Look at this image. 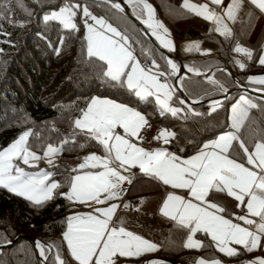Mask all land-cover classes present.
Instances as JSON below:
<instances>
[{
	"label": "snow or ice",
	"instance_id": "obj_1",
	"mask_svg": "<svg viewBox=\"0 0 264 264\" xmlns=\"http://www.w3.org/2000/svg\"><path fill=\"white\" fill-rule=\"evenodd\" d=\"M14 2L18 6L22 5V0ZM105 2L110 3L117 11H123L120 3H113L112 0ZM125 2L134 10H140L139 13L134 12L136 18L151 30V34L162 47L174 50L169 30L157 19L155 9L148 0ZM244 2L245 0H230L222 13H218L210 5L220 7L224 0H206L199 4L183 0L181 7L212 22L214 28L210 31L217 32L227 41L235 35L228 22L235 24L239 20L238 13ZM248 2L264 12V0ZM81 10V19L86 30L83 38L86 41V54L88 58L101 62L102 82L134 94L138 102L150 103V98L154 97L156 109L161 116L165 113H171L174 117L178 115L182 109L170 104L174 89L166 80H161L162 77L175 75L178 71V65L173 60L165 58V71L161 70L155 59L151 60L150 66L142 65L134 55L131 37L127 32H121L103 17L93 15L87 5L81 8L77 3H65L58 10L46 13L43 20L45 23L59 22L63 29L78 30L74 21ZM248 15L251 16V13ZM193 47L198 50L199 42L186 44L185 50L190 51ZM233 51L243 53L249 60L254 55L252 50L241 46L238 41ZM234 60L240 69H245L246 65L240 59ZM258 63L264 66V52L261 53ZM187 70L200 75L199 69L195 67H188ZM247 79L249 83L264 85V75L249 76ZM208 82L220 91H227L220 81L212 77H208ZM258 90L264 91V88ZM179 103L184 104V101L180 100ZM220 106L219 101H212L210 105L212 111ZM257 107L256 103L241 95L231 106L229 131L205 142L191 157L181 159L166 148L148 150L133 142V138L142 139L141 129L150 128L148 119L140 111L113 99L93 96L86 103V108L81 109V115L74 120L73 127L90 140H95L103 149L104 155L92 153L83 157V162L70 170L68 191L61 193V196L70 202L81 204L88 201L102 204L115 200L126 190L124 183L131 184L134 179L132 175H123L121 170L128 171L138 167L144 176L162 182L173 190H187L190 197L188 199L174 191L168 192L159 209L160 213L175 221L177 227L188 231L183 245L185 248L204 247L201 241L193 238L196 233L202 232L210 238L216 250L227 256L239 254L236 248L230 246L232 244L243 246L247 252H252L260 247L264 237V129L258 128L249 144L241 138V132L249 120L250 110ZM188 111L191 112L192 109L189 108ZM119 129L123 130L122 134ZM31 135L32 130H26L10 145L0 150V187L39 206L54 199V191L61 185L54 179L50 180L54 175L51 171L41 169L38 172H28L15 163L19 160L25 165L35 167L31 161L42 159L30 150ZM174 138L175 133L166 129H161L153 137L154 140H163L164 144ZM68 142L65 139L59 146L48 144L43 149V157L49 158L47 162L50 166L54 163L51 157L62 152ZM240 159H246L248 166L239 162ZM114 163H118L119 168L112 167ZM97 167L103 170H86ZM214 192L226 194L240 202L236 205L238 208L246 206L245 214H233L238 222H233V219L222 214L226 211L225 207L207 200ZM143 202L142 198L140 203ZM118 207V204L111 203L108 207H96L91 212L75 213L66 218L67 230L63 233V240L75 264H116L117 257H139L158 250L157 244L126 230L122 219L113 221ZM123 207L129 208L131 205L125 203ZM249 217L258 218V221ZM239 221H243V226ZM113 223L118 226H112ZM36 247L46 261L48 255L45 246L37 241ZM47 247L49 252L57 248L54 264H67L55 243H50ZM145 264L157 262L146 261ZM195 264H220V261L199 257ZM242 264H264V258L257 257L251 261H243Z\"/></svg>",
	"mask_w": 264,
	"mask_h": 264
},
{
	"label": "trees",
	"instance_id": "obj_2",
	"mask_svg": "<svg viewBox=\"0 0 264 264\" xmlns=\"http://www.w3.org/2000/svg\"><path fill=\"white\" fill-rule=\"evenodd\" d=\"M182 1L148 0L155 9L157 19L175 37L178 57L187 67H195L200 73L215 67L226 68L229 73L219 70L211 77L220 81L227 90L236 86L232 76L250 86L252 84L247 80L250 75L264 74V66L258 63V57L264 49L263 12L245 0L238 13L239 20L230 25L234 38L226 41L217 32L210 31L214 28L212 22L183 9ZM65 3H77L81 8L87 5L93 14L102 15L119 31L127 32L131 37L134 55L140 62L150 66L151 60L155 59L161 70H166L165 56L141 34L131 19L108 3L95 0H22V5L18 6L14 0H0V150L26 129H31L33 133L29 137L30 150L38 154H42L48 144L59 145L65 139L69 141L60 152L58 162L51 167L53 178L61 185L54 191V199L36 206L24 197L0 187V244L12 241L18 234H29L49 245L51 237L65 230L68 216L88 209L85 204L68 201L61 193L68 190L70 170L82 162L87 151L104 155L95 140H90L73 127L74 120L81 115V109L86 108L91 97H109L127 103L141 110L149 122L163 123L175 133V138L165 145L170 152L180 157L197 151L206 139L229 129L228 112L237 94H231L221 101V106L215 111L210 105L180 104L182 98L173 85V75H166L162 78L175 89L170 103L181 105L182 110L175 117L171 113L161 116L152 98L150 103L138 102L134 94L102 82L101 62L88 58L86 54L82 11L75 18L78 30L63 29L59 22L45 23L43 20L46 12ZM210 7L215 8L212 5ZM139 11L134 10L136 13ZM20 24L24 26L20 27ZM237 41L253 51L251 60L233 51ZM196 42H199L198 50L195 47L190 51L185 50L186 44ZM234 58L240 59L246 65L245 69H240ZM181 86L186 96L193 100L218 97L225 92L209 83L208 77H186L182 79ZM254 100L258 107L250 110L249 120L241 132L246 144L253 140L258 128L264 129V101ZM131 175L134 179L123 194L124 201L131 207L143 194L166 188L162 182L144 176L136 168ZM208 198L225 207L224 214L231 218H234L233 214L241 212V208L236 207L237 202L226 194L214 192ZM187 235L188 231L177 227L174 222L161 244L160 253L183 264H193L199 257L223 258L230 264H242L260 250L247 252L240 247L238 255L226 256L216 250L210 238L202 232H198L197 236L205 246L189 249L183 246ZM45 252L48 254L49 250L45 248ZM143 259L144 256L117 257L116 263L140 264ZM47 263L54 264L53 251ZM0 264L42 263L34 243L22 236L10 247L0 251Z\"/></svg>",
	"mask_w": 264,
	"mask_h": 264
},
{
	"label": "crops",
	"instance_id": "obj_3",
	"mask_svg": "<svg viewBox=\"0 0 264 264\" xmlns=\"http://www.w3.org/2000/svg\"><path fill=\"white\" fill-rule=\"evenodd\" d=\"M142 63V62H141ZM143 65H144V63H142ZM248 80V79H247ZM249 82V81H248ZM250 84H252V85H250V86H252V87H256V88H264V87H261L260 85H257V84H255V83H250ZM246 96V95H245ZM95 97H99V98H101V99H104V98H107V99H112V98H109V97H101V96H95ZM247 98H249L250 100H252V102H254L255 103V100H254V98H252V97H250V96H246ZM113 100H115V99H113ZM117 101V100H116ZM236 101H237V98L235 99V101L232 103V104H234V103H236ZM120 102V101H119ZM121 103H123V102H121ZM232 104H231V106H232ZM231 106H230V108H231ZM228 115H229V112H228ZM80 117V116H79ZM78 117V118H79ZM77 119V118H76ZM230 124V123H229ZM161 129H166V130H168V131H171V130H169L168 128H166V126L164 127V128H161ZM160 129V130H161ZM159 130V131H160ZM158 131V132H159ZM227 131H229V129L227 130ZM227 131H224V132H227ZM119 132H122V129H119ZM157 132V133H158ZM222 133V132H221ZM221 133H218L217 135H215V136H213V137H211V138H208V139H206L204 142H203V144L205 143V142H207V141H210V140H213V139H215L216 137H218ZM159 142H160V145L158 146V147H163V148H166L167 149V147H166V145L164 144V142H163V140H158ZM139 143V142H138ZM202 144V145H203ZM157 147V148H158ZM168 150V149H167ZM199 150V149H198ZM197 150V151H198ZM250 151L252 150V149H249ZM169 151V150H168ZM170 152V151H169ZM196 153V151H194V152H192V153H190L189 155H187L186 157H181V159H187V158H189V157H191L192 155H194ZM239 162H242V163H245V165L246 166H248L247 164H246V159H240L239 160ZM250 167V166H249ZM134 168H138V167H134ZM133 168V169H134ZM139 169V168H138ZM137 169V170H138ZM86 170H90V171H98V169L97 168H95V169H86ZM84 171V170H83ZM139 171V170H138ZM77 174H79V173H77ZM128 186V183L127 182H125L124 183V185H123V187L124 186ZM68 191V190H67ZM170 191H174L175 192V194H177V195H182V196H184L186 199H188V198H190L189 196H188V192H187V190H173L170 186H166V188H161V189H158V190H155V191H152V192H148V193H146V194H143L139 199H137L135 202H134V204L132 205V207H129V208H124L123 207V205L126 203L125 201H124V198H123V194H124V192L120 195V197L119 198H117V199H115V200H109V201H105L104 203H102V204H97L95 201H88V202H86V203H84L87 207H88V209H86L85 211H83V212H78V213H88V212H91V211H93V209L94 208H96V207H108L111 203H116V204H118L119 205V207L117 208V210H116V212H115V214H114V216H113V221L115 222V221H117V220H120V219H122V225L126 228V230H128V231H131V232H133L134 234H136V235H139V236H141L142 238H144V239H147V240H149L150 242H152V243H155V244H157L158 245V250L157 251H155V252H151V253H145V254H143V255H141V256H144V258H146V256H150V255H153V254H156V253H160V251H159V249H160V247H161V244H162V242L164 241V239L166 238V235H167V233H168V231H169V229H170V227H171V225L175 222V221H173L172 219H170L169 217H166V216H164L162 213H160V211H159V209H160V207H161V205H162V203H163V200H164V198H165V196H166V194H163L162 192H164V193H168V192H170ZM144 199V202L141 204L140 203V201H141V199ZM101 199H103V197H101ZM207 200L209 201V202H214V203H216L215 201H213V200H211V199H209L208 197H207ZM195 202V201H194ZM237 202V204L238 203H240V202H238V201H236ZM245 205H246V201H245ZM145 210V209H147L148 211H146L148 214H149V216H151V218H155L156 220H157V224H147V223H145V222H143V223H141L139 220H138V222H135V223H133V224H136V226H133V227H131V226H127V224H128V222H127V219L130 217V216H138V215H140V213H141V211L142 210ZM241 212L238 214V215H243V214H245L246 213V211H247V209H246V206H242L241 207V210H240ZM150 212V213H149ZM73 214H75V213H73ZM73 214H71V215H73ZM226 218H230V219H233V222H238V221H236L234 218H231V217H229V216H227V215H225L224 213H222ZM70 215V216H71ZM249 218H252V219H255V220H257L258 221V218H255V217H249ZM159 219H161L160 221H159ZM239 223H243V221H239ZM112 226H118L116 223H113V225ZM67 230V225H66V228H65V230L61 233V234H59V235H63V233L65 232ZM58 235V236H59ZM196 235V237H198L197 236V233L195 234ZM187 237V236H186ZM199 238V237H198ZM200 239V238H199ZM185 241H186V238H185ZM185 241H184V243H185ZM63 242L64 243H62V246H61V248L59 249L58 248V250H59V252H60V254H61V256L67 261V264H75V261H73L72 260V258L70 257V255H69V253H68V251H67V244L65 243V241L63 240ZM202 242V241H201ZM54 243V242H53ZM240 247H238V249H239ZM241 248H243V247H241ZM66 249V250H65ZM244 249V248H243ZM258 249V248H257ZM256 249V250H257ZM55 250L57 251V248H55V249H52V251H53V255L55 256ZM245 250V249H244ZM238 251V250H237ZM246 251V250H245ZM256 252V251H255ZM254 252V253H255ZM253 255V254H252ZM251 255V256H252ZM251 256L250 257H248V258H251ZM247 258V259H248ZM246 259V260H247ZM245 260V261H246ZM196 261V260H195ZM195 261L193 262V264H195ZM228 261V260H227ZM118 263H125V262H123V261H119V262H117L116 264H118ZM126 264V263H125Z\"/></svg>",
	"mask_w": 264,
	"mask_h": 264
},
{
	"label": "water",
	"instance_id": "obj_4",
	"mask_svg": "<svg viewBox=\"0 0 264 264\" xmlns=\"http://www.w3.org/2000/svg\"><path fill=\"white\" fill-rule=\"evenodd\" d=\"M95 1L105 2V0H95ZM112 2L113 3H120L121 7L123 8V11H119V12H121L123 15H125L129 19H131L136 24V26H137L138 30L141 32V34H143V36H145L152 43V45L160 53H162L165 56V58L173 60L178 65V71L175 73V75H173V78H174L173 85H174L175 89L177 90L178 94L180 95V97L182 98V100L184 101V103H186L190 106L211 105L212 101L221 102L231 94H243L246 96H250L254 99L264 101V91H259L258 89H260V88L244 85L241 82H239L237 79H235L233 76H232V78L235 81L236 86L234 88L228 89L226 92H224L223 95L218 96V97H212L209 99H204V100L190 99L189 97L186 96V94L184 93V91L182 89L181 82H182L183 78L194 77V76H200V77L206 78V77H211L215 72H217L219 70H223V71H226L228 73H229V71L224 67H215V68H212L210 70H207V71L200 73V75H194L192 72H188V70H187L188 67L178 57L175 37L172 34H170V38L173 41L174 50L170 51L169 49L162 47L157 42L155 37L151 34L150 29H148L147 26L141 22V20H138L136 18V14H134L133 7L130 6L128 3H126L125 0H112ZM105 3H107V2H105ZM108 4L111 5L110 3H108ZM22 236L29 238L34 243V246L37 250V253H38V256L40 258L41 263L42 264H48L47 263L48 259L45 261L40 256L39 249L36 247V242L37 241L41 242V241L36 239L35 237L29 235V234H18L12 241H10L11 243L7 242L5 244H0V251L10 247L14 242L18 241ZM42 244L45 246V248L48 249L47 244H44V243H42ZM50 253L51 252H48V254H47L48 257L50 255ZM146 261H156L157 264H183L182 262H180V261H178L172 257L165 256L161 253H156V254H153V255H150V256L144 258L140 264H145Z\"/></svg>",
	"mask_w": 264,
	"mask_h": 264
},
{
	"label": "rangeland",
	"instance_id": "obj_5",
	"mask_svg": "<svg viewBox=\"0 0 264 264\" xmlns=\"http://www.w3.org/2000/svg\"><path fill=\"white\" fill-rule=\"evenodd\" d=\"M191 2H193V3H197V4H199V3H204V2H206V0L205 1H203V2H195V1H193V0H191ZM230 2V0H224V3H223V5L222 6H220V7H218V6H215V10L218 12V13H222V11H223V8L224 7H227V4ZM182 3H183V1H182ZM64 4H62L61 6H63ZM60 6V7H61ZM212 6H214V5H212ZM59 8H57V9H53V10H50V11H48V12H51V11H54V10H58ZM82 11V10H81ZM48 12H46V13H48ZM45 13V14H46ZM264 13V12H263ZM44 14V15H45ZM93 14V13H92ZM93 15H95V16H97L98 18L99 17H103L102 15H99V14H93ZM81 16H82V12H81ZM104 18V17H103ZM105 19V18H104ZM106 20V19H105ZM107 21V20H106ZM75 23H76V21H74ZM108 22V21H107ZM89 23H92V21L91 20H89ZM108 23H110V22H108ZM229 23V26L231 25V22H228ZM112 24V23H111ZM114 27H116L114 24H112ZM117 28V27H116ZM86 30H85V27H84V32H85ZM262 52H264V49L261 51V53ZM261 53H260V55H261ZM240 54H243V53H240ZM260 55H259V57H260ZM259 57H258V61H259ZM142 64V63H141ZM143 65V64H142ZM261 75H264V74H252V75H250V76H261ZM161 80H162V82L163 81H165L166 79H163V78H161ZM167 81V80H166ZM168 82V81H167ZM169 83V82H168ZM257 85H259V84H257ZM261 87H264V85H260ZM172 88L174 89V87L172 86ZM174 92H175V89H174ZM174 92H173V95H174ZM241 95H243V94H237L236 95V98H237V100L239 99V97L241 96ZM245 96V95H244ZM246 97V96H245ZM92 98V97H91ZM247 98V97H246ZM91 100V99H90ZM117 102H119V101H117ZM152 102H154L155 103V98L154 97H152ZM121 103V102H120ZM123 104H126V105H128L129 107H133V106H131V105H129V104H127V103H123ZM171 104V103H170ZM171 106L172 107H177V108H182L181 107V105H172L171 104ZM133 108H135V109H137L138 111H140L143 115H144V113L141 111V110H139L138 108H136V107H133ZM231 115V108H229V115H228V121H229V123H230V120H229V116ZM167 128V127H166ZM169 129V128H168ZM26 130H29V129H26ZM26 130H24V131H26ZM169 130H171V129H169ZM23 131V132H24ZM22 133V132H21ZM20 133V134H21ZM121 134L123 133V130H122V132H120ZM19 134V135H20ZM19 135H18V137H19ZM18 137H16L13 141H15ZM12 141V142H13ZM11 142V143H12ZM133 142L134 143H137L139 146H141L139 143H138V140L137 139H135V138H133ZM11 143H9L8 145H10ZM7 145V146H8ZM60 145V144H59ZM59 145H53V146H59ZM6 146V147H7ZM6 147H4V148H6ZM143 147V146H142ZM3 149V148H2ZM1 149V150H2ZM146 149V148H145ZM32 151V150H31ZM34 152V151H33ZM92 153H95L96 155H99V156H103V155H101V154H99L98 152H95V151H87L85 154H84V156L83 157H85V156H87V155H89V154H92ZM38 154V153H37ZM60 154V153H59ZM59 154H57V155H55L54 157H51V159H53V161H54V163H53V165H49L48 164V159L49 158H44L43 157V153L42 154H38V155H40L41 157H42V159L41 160H39V161H31V163L32 164H34L35 165V167H30L29 165H25V164H23L22 163V161H19V160H17V161H15V163H17L20 167H22V168H24L25 169V171H28V172H38V171H40L41 169H44V170H46V171H51V167L52 166H54L57 162H58V157H59ZM82 162H83V159H82ZM81 162V163H82ZM112 167H116V168H119V165H118V163H114V164H112ZM97 169H98V171H102L103 169L102 168H100V167H97ZM138 169V168H137ZM139 170V169H138ZM132 172H133V168H131V169H129L128 171H123V170H121V173L123 174V175H131L132 174ZM52 179H54L53 177H50V180H52ZM55 180V179H54ZM56 181V180H55ZM57 182V181H56ZM67 192V191H66ZM65 192V193H66ZM163 194H167V193H164V192H162ZM146 211H148L147 209H143L142 211H141V213H140V215H138V216H130L128 219H127V222H128V224H127V226H131V227H133V226H136V224H133V223H135V222H138V220L141 222V223H143V222H145V223H147V224H157V220L155 219V218H151V216H149V214L146 212ZM150 213V212H149ZM161 219H159V221H160ZM241 225L243 226V223H241ZM188 236V235H187ZM195 240H199V241H201L198 237H196V235H194V237H193ZM186 239H187V237H186ZM55 243L57 246H58V248L60 249L61 248V246H62V243H64L63 242V235H59V236H55V237H51L50 239H49V242H48V244H50V243ZM66 243V242H65ZM231 247H234V248H236L237 250H238V247H243V246H240V245H234V244H232V245H230ZM258 248H260V250L259 251H257V252H255V253H253V255L251 256V258H248L246 261H251V260H253L254 258H257V257H260V258H264V237H262V240H261V245H260V247H258ZM53 249H55V248H53ZM66 250V249H65ZM67 251H68V249H67ZM55 252H56V250H55ZM221 253V252H220ZM221 254H223V253H221ZM223 255H225V254H223ZM227 256V255H226ZM146 257H148V256H146ZM206 259V258H205ZM213 259H217V260H219L220 261V264H230V262L229 261H227V260H225V259H223V258H211V259H206V260H213ZM118 264H125V263H118Z\"/></svg>",
	"mask_w": 264,
	"mask_h": 264
},
{
	"label": "built area",
	"instance_id": "obj_6",
	"mask_svg": "<svg viewBox=\"0 0 264 264\" xmlns=\"http://www.w3.org/2000/svg\"><path fill=\"white\" fill-rule=\"evenodd\" d=\"M144 66H147L144 64ZM150 128L146 127L144 129H141L140 135L142 136V139L138 140L139 144L143 146L144 148L151 150L152 148H157L160 145V142L158 140H154L153 137L157 135V132L164 128L165 125L161 122H149ZM124 188H127V185L124 186Z\"/></svg>",
	"mask_w": 264,
	"mask_h": 264
},
{
	"label": "bare ground",
	"instance_id": "obj_7",
	"mask_svg": "<svg viewBox=\"0 0 264 264\" xmlns=\"http://www.w3.org/2000/svg\"><path fill=\"white\" fill-rule=\"evenodd\" d=\"M151 31V30H150ZM156 39V38H155ZM171 39V38H170ZM159 43V41H157ZM160 44V43H159Z\"/></svg>",
	"mask_w": 264,
	"mask_h": 264
}]
</instances>
